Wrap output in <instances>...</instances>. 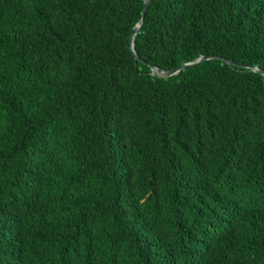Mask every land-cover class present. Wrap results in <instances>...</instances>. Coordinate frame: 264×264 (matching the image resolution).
<instances>
[{"label": "trees", "instance_id": "1", "mask_svg": "<svg viewBox=\"0 0 264 264\" xmlns=\"http://www.w3.org/2000/svg\"><path fill=\"white\" fill-rule=\"evenodd\" d=\"M144 1L0 0V264H264V0Z\"/></svg>", "mask_w": 264, "mask_h": 264}, {"label": "water", "instance_id": "2", "mask_svg": "<svg viewBox=\"0 0 264 264\" xmlns=\"http://www.w3.org/2000/svg\"><path fill=\"white\" fill-rule=\"evenodd\" d=\"M151 0H145L144 1V7H143V13H142V17H141V20L144 19L145 17V14H146V11H147V8H148V5L150 3ZM142 25V22L140 24H137L133 30H132V33H131V36H130V40H129V44H130V51L131 53L134 55L135 59L137 61H140V62H143L135 53V50H134V39H135V36L136 34L138 33L140 27ZM218 57L216 56H201L199 57L198 59L194 60V61H191V62H188V63H184L182 66H180L179 68H176V69H172V70H164V69H159L155 66H152L151 67V74L154 76V77H157V78H169L171 76H174V75H177L180 71H182L183 69L185 68H188V67H193L203 61H207V60H211V59H217ZM221 60L225 61L226 63L228 64H234L233 62L229 61V60H225L223 58H221ZM254 72L256 73H259L261 74L262 76H264V71L259 69L258 67H254L252 69Z\"/></svg>", "mask_w": 264, "mask_h": 264}]
</instances>
